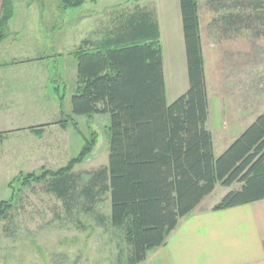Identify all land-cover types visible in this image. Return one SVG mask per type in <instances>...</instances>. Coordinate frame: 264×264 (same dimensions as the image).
I'll use <instances>...</instances> for the list:
<instances>
[{"label":"trees","instance_id":"obj_1","mask_svg":"<svg viewBox=\"0 0 264 264\" xmlns=\"http://www.w3.org/2000/svg\"><path fill=\"white\" fill-rule=\"evenodd\" d=\"M57 1L62 10L78 9L85 3ZM14 3L2 0L0 43L9 35ZM179 5L187 91L167 103L157 27L138 12L120 23L105 42H84L70 54L77 63V86L71 98V116L65 115L60 125L71 124L78 131L74 117L108 115L104 129L107 165L91 172L77 192L80 178L72 169L90 155L95 145L91 136L64 168L20 174L23 188L50 180L49 193L66 206L81 198L82 206L90 209L100 196L108 194L110 224L124 232L131 248L128 264L144 262L147 253L162 246L178 221L217 185L229 188L237 183L241 187L224 195L212 211L264 200V112L215 157L206 128L208 99L198 1L179 0ZM59 105L62 108L61 98ZM9 204L0 202V218L11 209Z\"/></svg>","mask_w":264,"mask_h":264},{"label":"crops","instance_id":"obj_2","mask_svg":"<svg viewBox=\"0 0 264 264\" xmlns=\"http://www.w3.org/2000/svg\"><path fill=\"white\" fill-rule=\"evenodd\" d=\"M1 4L2 0L0 14ZM17 4L15 0L14 16L8 23L9 35L0 43V65L8 64L0 67L2 173L11 174L13 178L28 174L22 171L28 172L25 170L33 168L34 163L40 162L39 158L48 155V151L52 153V150L63 146L64 135L71 124H60L65 115L71 116V98L77 86V63L70 54L84 42L92 45L105 42L112 37V32L120 23L127 22L138 12L146 14L147 19L157 27L167 103H172L187 91L188 70L179 0H85L80 7L83 15L68 22L69 27H72L71 32H65L63 26H58L61 28L60 33L56 34V39L59 38L56 41L58 55L51 58L39 53L43 48L37 44L47 43L49 32H42L38 28L35 37L27 17L17 20ZM201 12L210 14L214 8L207 2L201 8L199 3L202 47ZM29 39H34L39 50L31 52L27 43H24ZM56 61L60 64L55 70L51 64ZM60 98L62 108L59 105ZM219 108H223V105L214 106L208 102L206 128L212 136L213 150L217 141H222L227 135L223 133L214 141L212 128L218 121L221 126L224 117ZM258 116L244 128L241 123L231 124L233 128L230 132L234 135L225 141L220 153L214 151L215 157L220 156ZM48 140L51 141L50 145L47 144ZM31 157L36 159L30 160ZM21 167H24L22 171ZM9 182L6 181V190ZM234 185L229 188L217 185L211 195L178 221L162 246L147 253L141 264H264V200L212 211L224 195L241 187L239 184L234 188ZM218 188H222L219 197L205 204L206 199L214 195Z\"/></svg>","mask_w":264,"mask_h":264},{"label":"rangeland","instance_id":"obj_3","mask_svg":"<svg viewBox=\"0 0 264 264\" xmlns=\"http://www.w3.org/2000/svg\"><path fill=\"white\" fill-rule=\"evenodd\" d=\"M197 1L201 8L206 2L214 8L210 14L201 12V48L208 102L223 105L219 108L224 113L221 126L218 121L212 128L214 141L227 133L215 145L214 151L220 153L225 141L234 135L230 132L231 124L241 123L244 128L264 112V0ZM17 3V20L27 17L35 37L38 28L49 32V42L37 44L43 48L39 53L50 58L58 55L56 34L61 31L58 26L71 32L69 20L83 15L82 8L62 10L57 0H17ZM33 41L24 42L32 53L39 50ZM58 64L56 61L51 65L56 70ZM75 121L78 131L69 125L61 148L48 151L33 168L25 170L28 172L21 167L22 173L56 172L64 168L91 136L95 145L90 155L72 169L80 178L77 192L88 182L91 172L105 167L108 143L104 129L109 116H81ZM50 143L48 140L47 144ZM12 178L11 174L0 171V202L6 200L11 206L0 218V264H128L131 248L124 232L110 224L108 194L100 196L90 209L82 206L81 198L66 206L49 193L50 180L23 188L20 184L23 175H18L6 190V181ZM221 192L222 188H218L205 204L217 199Z\"/></svg>","mask_w":264,"mask_h":264}]
</instances>
